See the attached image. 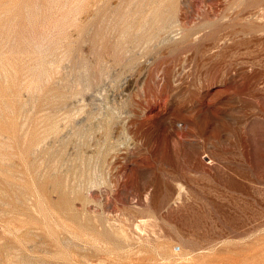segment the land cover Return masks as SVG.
Instances as JSON below:
<instances>
[{"label": "rangeland", "instance_id": "obj_1", "mask_svg": "<svg viewBox=\"0 0 264 264\" xmlns=\"http://www.w3.org/2000/svg\"><path fill=\"white\" fill-rule=\"evenodd\" d=\"M0 264H264V0H0Z\"/></svg>", "mask_w": 264, "mask_h": 264}]
</instances>
